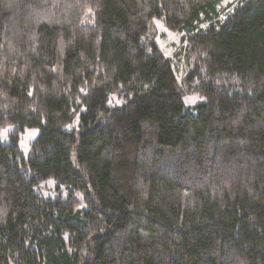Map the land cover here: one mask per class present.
Instances as JSON below:
<instances>
[{
  "label": "trees",
  "instance_id": "16d2710c",
  "mask_svg": "<svg viewBox=\"0 0 264 264\" xmlns=\"http://www.w3.org/2000/svg\"><path fill=\"white\" fill-rule=\"evenodd\" d=\"M220 2L0 0V129L40 131L0 143V264H264V0Z\"/></svg>",
  "mask_w": 264,
  "mask_h": 264
},
{
  "label": "rangeland",
  "instance_id": "374dc122",
  "mask_svg": "<svg viewBox=\"0 0 264 264\" xmlns=\"http://www.w3.org/2000/svg\"><path fill=\"white\" fill-rule=\"evenodd\" d=\"M235 0H221L220 5L227 6V16L233 12L232 6ZM229 4V6H228ZM154 27H151L141 38L143 41H152L161 50L165 58L170 61V67L173 71L177 83L185 86L194 85L198 80L188 79L191 71L190 57L187 56L186 34L182 31L169 30L158 18L153 19ZM206 27V26H205ZM181 101L184 105V112L195 114V106L205 101L203 95H200L195 89L185 90L181 95ZM112 102L109 103L111 105ZM77 126V119L71 124L63 127L64 131H73ZM40 131L37 127L24 128L21 132H15V125L9 124L0 129V143L9 144L11 137L17 135L16 143L18 144L20 155L27 157L31 142L39 135ZM34 191L43 199H56L58 197L65 198L68 195V187L59 184L53 178H48L34 187ZM81 200V194H75ZM83 205V204H82Z\"/></svg>",
  "mask_w": 264,
  "mask_h": 264
}]
</instances>
